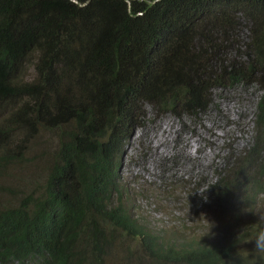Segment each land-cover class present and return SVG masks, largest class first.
<instances>
[{"label": "trees", "instance_id": "trees-1", "mask_svg": "<svg viewBox=\"0 0 264 264\" xmlns=\"http://www.w3.org/2000/svg\"><path fill=\"white\" fill-rule=\"evenodd\" d=\"M249 83L253 141L209 186L212 227H149L118 174L142 104ZM263 200L264 0H0V264H258Z\"/></svg>", "mask_w": 264, "mask_h": 264}, {"label": "rangeland", "instance_id": "rangeland-1", "mask_svg": "<svg viewBox=\"0 0 264 264\" xmlns=\"http://www.w3.org/2000/svg\"><path fill=\"white\" fill-rule=\"evenodd\" d=\"M260 95L258 85L249 83L213 88L203 109L192 112L142 104L139 124L121 145L118 174L149 227L168 229L179 222L212 227L214 208L200 205L208 202L209 186L253 141ZM37 162L20 170L25 181L42 177L43 161ZM259 210L264 213V200Z\"/></svg>", "mask_w": 264, "mask_h": 264}, {"label": "clouds", "instance_id": "clouds-1", "mask_svg": "<svg viewBox=\"0 0 264 264\" xmlns=\"http://www.w3.org/2000/svg\"><path fill=\"white\" fill-rule=\"evenodd\" d=\"M257 216L256 223L259 227L249 243L253 244L251 255L257 258L258 264H264V213L258 214Z\"/></svg>", "mask_w": 264, "mask_h": 264}, {"label": "bare ground", "instance_id": "bare-ground-1", "mask_svg": "<svg viewBox=\"0 0 264 264\" xmlns=\"http://www.w3.org/2000/svg\"><path fill=\"white\" fill-rule=\"evenodd\" d=\"M233 124V123H232ZM157 151V150H156ZM182 152V151H181ZM189 158V157H188ZM202 158V157H201Z\"/></svg>", "mask_w": 264, "mask_h": 264}]
</instances>
